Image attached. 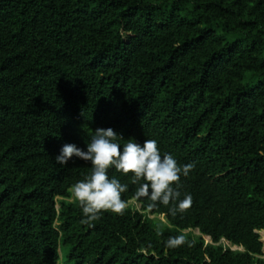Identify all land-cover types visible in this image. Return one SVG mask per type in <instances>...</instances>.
<instances>
[{
	"label": "trees",
	"instance_id": "trees-1",
	"mask_svg": "<svg viewBox=\"0 0 264 264\" xmlns=\"http://www.w3.org/2000/svg\"><path fill=\"white\" fill-rule=\"evenodd\" d=\"M99 127L193 164L187 207L112 168L140 208L84 223L55 156ZM261 230L264 0H0V264H264Z\"/></svg>",
	"mask_w": 264,
	"mask_h": 264
},
{
	"label": "clouds",
	"instance_id": "clouds-1",
	"mask_svg": "<svg viewBox=\"0 0 264 264\" xmlns=\"http://www.w3.org/2000/svg\"><path fill=\"white\" fill-rule=\"evenodd\" d=\"M119 139H123L122 134L113 128L99 127L87 141L86 149L66 143L55 156L60 165H68L76 157L92 166L90 174L76 182L72 190L81 206L83 222L91 224L105 211L124 213L127 203L122 193L127 191L128 185L109 176L112 168L125 175L132 174V182L139 185L137 198L146 197L163 205L173 203V212L183 211L191 202V196L185 194L181 199V177H187L194 165H181L174 155L163 153L154 139L140 143L129 138L123 144Z\"/></svg>",
	"mask_w": 264,
	"mask_h": 264
},
{
	"label": "rangeland",
	"instance_id": "rangeland-1",
	"mask_svg": "<svg viewBox=\"0 0 264 264\" xmlns=\"http://www.w3.org/2000/svg\"><path fill=\"white\" fill-rule=\"evenodd\" d=\"M260 79H261V78H254V79L249 80V77H248L246 80L249 82V86H250V87H253V86L257 85V83H258L259 81H261ZM127 206L140 208V206H139L135 201L130 202L129 204H127ZM161 218L163 219L164 217H161ZM194 233H195V234H199L198 231H195ZM260 234H261L262 240L264 241V230H261V231H260ZM232 248L235 249V248H237V247H233V246H232Z\"/></svg>",
	"mask_w": 264,
	"mask_h": 264
}]
</instances>
